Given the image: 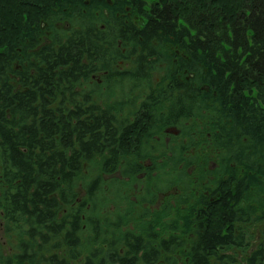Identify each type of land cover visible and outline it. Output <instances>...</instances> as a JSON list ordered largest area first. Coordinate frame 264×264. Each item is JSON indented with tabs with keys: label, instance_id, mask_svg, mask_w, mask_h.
I'll list each match as a JSON object with an SVG mask.
<instances>
[{
	"label": "trees",
	"instance_id": "1",
	"mask_svg": "<svg viewBox=\"0 0 264 264\" xmlns=\"http://www.w3.org/2000/svg\"><path fill=\"white\" fill-rule=\"evenodd\" d=\"M127 8L146 19L144 26L126 17ZM126 36L146 49H153L156 38L184 49L190 62L183 61L182 68L195 73L196 92L190 97L184 84L178 95H171L177 96L176 104L189 96L192 112L207 110L211 115V140L221 156L219 176L210 189L221 198L195 205L201 206L183 230L186 236L194 231L193 242L178 241L175 235L158 243L154 231L147 235L131 230L118 241L86 209L101 187L100 177L87 184L88 199L72 207L85 163L97 159L104 174L112 173L123 162L133 165L128 154L142 144L145 121L139 117H147L148 109L122 130L115 126L120 124L115 116L93 105L92 96L77 91L85 56L104 58L106 45L118 56V41L125 43ZM180 110L188 119L191 111ZM171 161L178 163L175 157ZM261 203L264 0H156L151 7L147 0H0V209L9 230L34 240L41 237L45 243L64 235L54 245L65 250L64 257L53 253L51 264L80 259L86 228L89 239L99 243L88 242L92 249L82 264H157L187 243L188 264L224 259L230 264L236 259L227 251L245 250L249 244L237 228L264 219L258 213ZM26 255L19 254L16 263L23 264ZM247 262L264 264V249ZM165 264L178 263L174 258Z\"/></svg>",
	"mask_w": 264,
	"mask_h": 264
},
{
	"label": "rangeland",
	"instance_id": "2",
	"mask_svg": "<svg viewBox=\"0 0 264 264\" xmlns=\"http://www.w3.org/2000/svg\"><path fill=\"white\" fill-rule=\"evenodd\" d=\"M154 1L156 0H147L148 7H151ZM124 14L133 19L134 24L140 27L144 26L146 22L145 18L130 8H127ZM44 40L48 41L47 38ZM173 43L174 41L168 40L164 44L157 42V49L160 50V53L154 60L153 67L148 68L149 74L142 66L143 61L140 60L149 50L138 47L135 41L128 43V45L120 44L119 49L128 56L127 59L113 63V58L117 56L111 49L109 52H105L104 58L95 57L94 62L98 64L97 60H101L111 72L119 70L131 71L132 73L123 72L109 84L101 83L99 89L94 87L93 82L82 84L80 80L77 91L92 96L96 104L103 102L111 108L117 107L122 117L129 116L136 111L139 103L147 99L149 95L157 100L161 94L162 97L165 95L169 98L168 101L164 102L166 110L172 108L171 105L174 103L175 110L173 112L176 114L181 111V108H188L192 112L193 109L189 108L192 107L190 97L195 94L198 83L193 71L182 68L183 61H185V65L190 62L189 56L184 49ZM107 46L109 45L105 47ZM138 70L143 74L145 72L142 70L147 72L144 79H141L143 74L138 73L137 75L136 71ZM130 74L132 75L131 78ZM102 76L105 78L104 74ZM175 80L179 82L185 80L184 88H188L191 93L190 97L186 96L183 102L180 101L178 104L174 102L177 96H172L171 92L174 91L173 93L178 95L179 90H177L175 83L169 84V81ZM191 112L188 114V119L184 117L175 126L180 134L182 133L181 135L176 136L170 133L169 136H165L166 146H170L166 149V161H164L165 159L159 161L154 158L158 157L155 152L147 155V157L151 156L150 160H146L147 158L144 156L132 157L129 160L133 162V165L139 161L144 164V168L139 173L134 174L127 173L126 167L117 169L116 173L104 174L97 159H93L88 164L85 163L78 182V200L72 207L88 199L87 184L100 177L102 179L101 187L89 200L86 209L105 223V229L110 230L118 241H122V236L131 230L135 233L145 232L147 235L154 231L155 234H159L158 239L156 238L158 243L161 242V239L175 235L179 236L178 241L182 238L187 242H193L196 239L194 231L191 230L186 236L183 234V230L188 229V227H184L186 222L192 218L190 215L193 212L192 209L196 207L195 205L197 203L202 204L203 200L214 195L210 188H214L213 181L219 176H216L218 168H220L217 161L220 159L221 153L211 140V115L208 114L207 110L200 112L195 109V112ZM170 117L173 116L170 114L168 118ZM179 119L181 120L180 117ZM173 127L171 126L170 129ZM160 137L165 139L163 135ZM173 157L178 161L177 164L171 161ZM153 162H156L158 166L156 167ZM124 164L128 163L125 162ZM253 199L255 200V195H253ZM253 199L252 202L257 204ZM261 206L259 207V215L264 214L263 203ZM239 229L240 232H244L248 236V248L242 250L233 247L227 251L230 256L236 259L230 264H248L247 261L256 251L264 249V219L242 223L237 228L238 231ZM88 231L89 229L86 228L85 234H82L83 243L86 244L79 250L80 259H70V264H82L85 255L92 249L89 243L92 245L99 243L89 239ZM63 239L64 235L57 240L51 241L49 239L45 243L41 237L34 240L22 231L9 230L4 219V213L0 209V259L4 260L3 262L0 261V264H6L5 260L9 257L14 260L12 264H17V256L26 251L27 255L24 258L26 260L23 264H51L50 258L53 253H57L60 258L64 257L65 250L54 247L57 241L61 242ZM158 243L155 244L156 247ZM182 248L177 247L175 253H168L167 255L170 257L161 259L157 264H165L167 261H173L174 258L178 264L185 261L188 264L189 261L185 259L184 252L189 251L190 244L187 243ZM225 262L226 259L218 261V264L228 263ZM212 264H216V260Z\"/></svg>",
	"mask_w": 264,
	"mask_h": 264
},
{
	"label": "flooded vegetation",
	"instance_id": "3",
	"mask_svg": "<svg viewBox=\"0 0 264 264\" xmlns=\"http://www.w3.org/2000/svg\"><path fill=\"white\" fill-rule=\"evenodd\" d=\"M104 25L102 26V29H104ZM141 38V37H140ZM125 45H128V43L133 41V36H126L125 38ZM142 42H144L143 38L140 39ZM123 43V39L118 41V45H117V49H119V45ZM153 49L149 48L146 49L145 46H141V45H137L138 47H142L143 49L149 50L148 52H146L142 58H140V60L143 61V67L144 69L148 72V68H152L153 64H154V60L158 57V54L160 53V50L157 49V38L155 40H153L152 44ZM156 46V49H155ZM111 49L109 46L105 47V51L109 52ZM122 51V50H120ZM95 56H93L92 58L88 59V56H85V58L82 60L83 65L86 67L85 72L83 71L80 75H81V83L84 84L85 82H87L88 84H90V82H93L95 85V88L99 89V86H101V83H108L111 82L112 80H116V77L118 75H122L123 72H128V73H132L131 71H109V68L107 66H104V62L102 61H98L96 64L94 61ZM128 56L122 51V53L120 55H118L116 58H113V63H117L118 60H120V62H122L124 59H127ZM139 60V61H140ZM145 60V61H144ZM149 63V64H147ZM140 68V67H139ZM143 72H145L144 74L141 71H136L137 75L138 73L141 75L143 74V77H141V79H144L146 77L147 72L142 70ZM102 74H104L105 78L102 76ZM149 74V72H148ZM132 77V75L130 74V78ZM91 80V81H90ZM170 83H175L176 87L179 88L181 85H184L186 83L185 80L182 81H169ZM161 94V92H160ZM169 98L167 96L164 95V97L159 96L157 98V100L155 98H153L152 95H149L147 97V99L142 100L139 105L138 108L136 109V111H134L131 115L129 116H125L122 117L120 116V111L118 110L117 107H109L107 104L105 103H99V104H93L94 106H96L97 108L100 109H104L107 110L108 112H110V114L112 116H115V120L114 121H120V124L118 125L115 124V126H122L121 129H125L127 125H133L136 123V120L138 119V114H140V112L143 109H148V116L145 117L140 116L139 118L141 122L145 121V123L142 125L141 127V131H140V137L143 139L142 140V144L138 145L137 147L134 148L133 151L130 152V154H128V156L131 157H137V153L139 152V157L144 156L145 158H147L146 160H150L151 156L147 157V155H151V152H155L158 154V157H154L156 159H158L159 161H162L163 159H165L164 161L167 160V148H170V146H166V138L165 136H169L170 133L175 134L176 136L181 135L180 131L175 127L178 123H180L182 121V119L185 117V115H183V112L181 113H177L173 112V108L170 107V109L166 110V107L164 105L165 101H168ZM86 107L90 106V105H85ZM172 106V105H171ZM150 107V109H149ZM149 111H151V113H149ZM170 111H171V115L173 116L172 118V122L169 121L170 118H168V115L170 116ZM176 116V117H175ZM179 117L181 118V120L179 119ZM149 119V122L147 123ZM171 126H174L173 128L170 129ZM161 135L164 136L165 139H161ZM160 139V140H159ZM138 158V157H137ZM140 162V161H139ZM137 163L136 165H132V164H123L121 166L118 167V169H122L126 167V171L129 170H133V169H137L138 171H140L141 169L144 168V164L142 162ZM125 163V162H123ZM155 164V166L157 167L158 164L156 162H153ZM216 196L218 198H216ZM211 195V197H207L208 201H215L216 199L219 200V198H221V194L219 193L218 195ZM201 205H198V207ZM205 209L206 206L202 205ZM196 207L192 209V211H195ZM187 260V259H186ZM189 260V258H188ZM228 264V263H226Z\"/></svg>",
	"mask_w": 264,
	"mask_h": 264
}]
</instances>
